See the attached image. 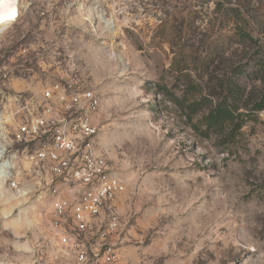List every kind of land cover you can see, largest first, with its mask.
Segmentation results:
<instances>
[{
  "label": "rangeland",
  "instance_id": "1",
  "mask_svg": "<svg viewBox=\"0 0 264 264\" xmlns=\"http://www.w3.org/2000/svg\"><path fill=\"white\" fill-rule=\"evenodd\" d=\"M12 3L14 17L0 25V167L9 164L0 172V264H79L58 243L49 173L26 163L40 139L14 140L54 83L98 97L94 144L124 183L109 264H264V110L229 146L202 123L215 102L209 89L235 69L246 92L262 90L264 0ZM236 13L254 42L236 33ZM205 98L189 120L186 105ZM55 182L70 199V188L81 190Z\"/></svg>",
  "mask_w": 264,
  "mask_h": 264
},
{
  "label": "built area",
  "instance_id": "2",
  "mask_svg": "<svg viewBox=\"0 0 264 264\" xmlns=\"http://www.w3.org/2000/svg\"><path fill=\"white\" fill-rule=\"evenodd\" d=\"M41 112L14 130V140L28 143L38 137L40 143L26 155L28 168L48 172L53 199V226L59 245L79 264L112 263L117 251L111 237L119 220L114 209L116 196L124 191L123 181L108 168L106 159L94 144L97 127L91 114L98 108L93 90L67 91L54 83L42 91ZM57 102V113L54 105ZM2 164L0 172L9 168ZM54 180L80 186L73 198L61 196ZM12 187L16 182L11 183Z\"/></svg>",
  "mask_w": 264,
  "mask_h": 264
},
{
  "label": "trees",
  "instance_id": "3",
  "mask_svg": "<svg viewBox=\"0 0 264 264\" xmlns=\"http://www.w3.org/2000/svg\"><path fill=\"white\" fill-rule=\"evenodd\" d=\"M237 18H239L238 13H236L235 19L236 33L241 38L254 42L253 37L246 31V21H242L243 17L238 20ZM255 65L258 66L259 72H263L264 57L258 58ZM240 68L235 69L233 77H229L219 85L211 87L207 93V96L213 97L212 99L215 102L205 109L206 112L203 114L204 131L208 136L214 135L221 146L232 144L246 121L254 113L264 110V85L262 90L257 93L252 90L246 92V88L242 87L238 82L237 75L244 73L243 69ZM167 95L171 101H177L170 92H167ZM206 101L207 99L205 98L186 105L189 120H191L192 114L198 112Z\"/></svg>",
  "mask_w": 264,
  "mask_h": 264
},
{
  "label": "bare ground",
  "instance_id": "4",
  "mask_svg": "<svg viewBox=\"0 0 264 264\" xmlns=\"http://www.w3.org/2000/svg\"><path fill=\"white\" fill-rule=\"evenodd\" d=\"M12 2H15V0H12ZM12 2L0 0V25L11 21L14 17L15 7ZM4 166L6 167L5 164Z\"/></svg>",
  "mask_w": 264,
  "mask_h": 264
}]
</instances>
